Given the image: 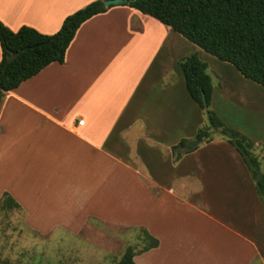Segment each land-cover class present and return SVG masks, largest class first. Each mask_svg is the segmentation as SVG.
Listing matches in <instances>:
<instances>
[{
    "label": "crops",
    "instance_id": "obj_1",
    "mask_svg": "<svg viewBox=\"0 0 264 264\" xmlns=\"http://www.w3.org/2000/svg\"><path fill=\"white\" fill-rule=\"evenodd\" d=\"M94 1L0 0V22L12 32L26 26L53 35L66 17ZM201 52L128 6L108 7L84 22L63 64H50L3 99L0 172L12 155L21 156L22 165L29 161L28 172H18L17 191L5 194L24 209L23 193L42 201L40 191L47 185V191H61V198L63 191L78 189L66 184H78L88 218L142 228L147 245L149 239L158 242L135 252V264L263 263L264 206L241 156L215 129L209 140L183 153L200 140L205 111L187 94L179 63L191 55L201 59ZM241 77L238 84L226 82L225 90L212 86V106L225 93L229 101L264 113V88ZM250 122L258 133V117ZM226 128L247 138L251 153L257 149L264 155V142L251 137L246 126ZM182 142L184 148L173 152ZM25 174L32 185L21 184ZM4 190L5 185L0 193ZM33 221L24 219L31 226ZM201 229L236 246L230 251L235 261L212 251V240L203 233L206 249L198 250L207 257L185 263L181 256L196 253L193 242Z\"/></svg>",
    "mask_w": 264,
    "mask_h": 264
},
{
    "label": "trees",
    "instance_id": "obj_2",
    "mask_svg": "<svg viewBox=\"0 0 264 264\" xmlns=\"http://www.w3.org/2000/svg\"><path fill=\"white\" fill-rule=\"evenodd\" d=\"M124 6L150 16L162 25L182 36L205 53L221 62L232 65L245 79L264 88V0H125ZM108 8L97 0L66 17L60 29L53 35H43L23 26L12 32L0 22V106L6 93L17 89L50 64H63L66 50L80 26L90 18L103 14ZM185 81V89L191 100L205 111L208 127L201 129L196 139H208L210 130L219 134L241 156L246 165L256 194L264 206V175L258 160L252 155L253 144L244 136L226 128L221 119L209 110L212 98V81L207 66L197 55H191L179 63ZM204 94L207 108L204 109ZM182 142L172 150L184 148ZM186 149L183 153L192 151ZM182 153H178L177 158ZM0 208H18L4 194ZM151 244L142 252L158 245ZM135 251L127 247L117 264H135ZM0 264H9L0 259Z\"/></svg>",
    "mask_w": 264,
    "mask_h": 264
},
{
    "label": "rangeland",
    "instance_id": "obj_3",
    "mask_svg": "<svg viewBox=\"0 0 264 264\" xmlns=\"http://www.w3.org/2000/svg\"><path fill=\"white\" fill-rule=\"evenodd\" d=\"M200 58L207 66L206 72L215 89H224L223 85L226 82L232 86V84L243 81L241 75L232 65L220 62L204 52L200 53ZM227 97L228 95L225 93L218 94L215 107L211 104L209 110L214 112L226 127L227 125L231 128L246 126L244 130L262 144L264 142V113L258 115L249 107L246 108L243 103L236 100L235 102L229 101ZM257 107L261 108V106ZM260 110L262 111V109ZM257 117L261 124L258 133L251 130L250 127V120H256ZM208 125L207 116L203 114L201 129L207 128ZM213 130H210L212 136L215 134ZM259 153L257 149L252 151L262 166L263 171L261 172L264 173V159H262L264 155H259ZM28 162L26 161L22 165L21 156L14 155L6 160L7 169H4L3 174L0 172V188L5 185L8 190L0 193V201L5 193L11 195L9 189L17 191L18 178H22V176L18 177V172L22 170L23 173H27L26 164ZM41 178L51 181V183L57 181L51 176ZM23 183L32 185L28 174L23 176L21 184L23 185ZM38 183L39 181L36 184ZM66 187L78 189L63 191L60 198L61 191L55 188L54 191H47V185H45L40 191L42 201L39 199L35 201L36 198H33L32 192H27L22 194L25 200L24 209L21 207L0 208L1 260L9 264H117L127 247H132L135 252L139 253L146 246L142 228L123 227L112 224L110 221H100L94 217L88 218L91 215H88L84 202L80 198L78 191L80 186L70 182L66 184ZM88 209L90 210V207ZM34 213L37 215L36 217H33ZM54 214L56 215L54 216ZM23 218L34 219L32 226L24 223ZM79 225L80 228L77 230ZM206 231L209 230L201 229L198 232L199 234L193 242L197 247L196 253L182 255L184 262L194 259L198 263L200 257H207V253L198 250L203 249L204 243L207 242V239L203 238L205 236L212 240V251L221 254L225 260L235 261L236 256H230V251L236 252L237 247L231 246L229 241L224 240L221 235L218 238L211 234L206 235L204 233ZM203 233L205 235L201 237ZM210 258L212 257L210 256Z\"/></svg>",
    "mask_w": 264,
    "mask_h": 264
},
{
    "label": "water",
    "instance_id": "obj_4",
    "mask_svg": "<svg viewBox=\"0 0 264 264\" xmlns=\"http://www.w3.org/2000/svg\"><path fill=\"white\" fill-rule=\"evenodd\" d=\"M126 1L125 0H106L104 1V6L106 8L111 7V6H116V5H123ZM202 102H203V107L204 109L207 108V102L204 94L202 95ZM202 139L195 141L194 143L189 144L187 147L194 148L198 146L200 143H202Z\"/></svg>",
    "mask_w": 264,
    "mask_h": 264
},
{
    "label": "built area",
    "instance_id": "obj_5",
    "mask_svg": "<svg viewBox=\"0 0 264 264\" xmlns=\"http://www.w3.org/2000/svg\"><path fill=\"white\" fill-rule=\"evenodd\" d=\"M82 125H83V121H79L78 126H82Z\"/></svg>",
    "mask_w": 264,
    "mask_h": 264
}]
</instances>
